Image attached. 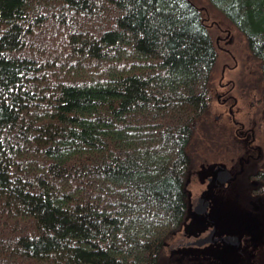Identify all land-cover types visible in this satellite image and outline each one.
I'll list each match as a JSON object with an SVG mask.
<instances>
[{
	"label": "trees",
	"instance_id": "16d2710c",
	"mask_svg": "<svg viewBox=\"0 0 264 264\" xmlns=\"http://www.w3.org/2000/svg\"><path fill=\"white\" fill-rule=\"evenodd\" d=\"M202 1L264 92V0ZM216 59L201 1L0 0V264H170Z\"/></svg>",
	"mask_w": 264,
	"mask_h": 264
},
{
	"label": "rangeland",
	"instance_id": "374dc122",
	"mask_svg": "<svg viewBox=\"0 0 264 264\" xmlns=\"http://www.w3.org/2000/svg\"><path fill=\"white\" fill-rule=\"evenodd\" d=\"M196 1L199 4L201 1V8L204 10V23L216 49L217 61L213 83L217 86L223 71L226 70V75L235 79L236 86L241 88L240 90L236 89L233 94L240 98L242 89H245L248 96L243 95L245 100L240 98V104L236 108L238 111L240 107L243 110L245 107L248 108L255 97L260 99L262 105L257 103V113L258 117L262 113L263 119L258 126L261 130L258 131V137L260 135V145L264 149V92L263 85L259 82L261 79L258 63L254 61L249 52L246 39L219 13L207 9L206 2ZM215 99L211 103L208 119H204V126H198L197 135L191 144L193 167L186 183L191 210L181 230L166 246L164 261L171 258L170 264L180 263L173 261L171 256L172 251L177 248H182L186 252L183 256L187 260L180 264H221L219 261L220 246L185 247L187 243L202 238L208 233L203 229L199 217L194 212L201 197V191L203 188L205 189L207 178L211 177L212 171L217 166L227 168L231 172L238 169V159L232 160L227 155L223 157L218 154L219 151H213L220 149V145H224L220 136V128H223L225 123L223 120L225 117L222 115L223 109ZM217 116H222L218 122L215 121ZM238 118L242 119L240 113H238ZM258 169L264 173V166ZM246 184L240 179L229 190L216 193L218 197L216 208L220 215L223 232L238 235L241 239V246L234 254L226 257L228 264H264V176L256 175L249 179L250 186Z\"/></svg>",
	"mask_w": 264,
	"mask_h": 264
},
{
	"label": "flooded vegetation",
	"instance_id": "af4514ba",
	"mask_svg": "<svg viewBox=\"0 0 264 264\" xmlns=\"http://www.w3.org/2000/svg\"><path fill=\"white\" fill-rule=\"evenodd\" d=\"M230 69V68H229ZM241 88L236 86L235 79L226 75V70L223 71L221 79L218 81L217 86L214 88V99L216 102L222 107L223 113L222 115L225 117L223 119L225 121L223 128H220V136L223 139L224 145H220V149H214L213 151H219L218 154L232 160L238 159V169L235 172H231L229 169L225 168L228 173L231 182L226 183L224 185H214L210 189H208L209 180L211 177L207 178V183L205 185V189L201 191V196L206 192V197L210 203L208 212H209V221H215L219 226V234L218 237H224L232 234H228L223 232L221 219L219 218V214L217 212L216 206L218 205V197L216 193L220 191L229 190L234 184H236L240 179L246 184L249 185V179L255 177L256 175L264 173L260 172L259 167L264 166V149L260 145V124L262 123V113L258 117L257 113V103L261 104L260 99L254 98V101L251 103L248 108L245 107V110L241 109L236 110V108L240 104V100L243 99V95H247L245 89H242L240 98L236 97L233 93L234 91ZM250 96V95H249ZM245 97V96H244ZM245 100V99H243ZM244 107V105H242ZM238 113L241 114L242 119L238 118ZM222 116L215 117V121L221 120ZM204 126V124H203ZM230 127V128H227ZM203 131V146H204V127ZM261 131V130H260ZM230 140H227V139ZM203 157H204V147H203ZM213 172V171H212ZM212 176V173H211ZM200 199V198H199ZM195 212V211H194ZM217 213V214H216ZM201 222L203 229H205L208 233L205 234L202 238L208 236L213 229V226L208 223L205 216H198ZM238 236V235H237ZM240 238V236H238ZM200 238L195 239L192 242H195ZM189 242V243H192ZM187 243V244H189ZM185 247H193L187 246ZM210 247L220 246L221 251L225 249V246L222 244L217 245H207ZM206 247V246H204ZM237 250V249H236ZM235 250V251H236ZM220 251V252H221Z\"/></svg>",
	"mask_w": 264,
	"mask_h": 264
},
{
	"label": "water",
	"instance_id": "95a60500",
	"mask_svg": "<svg viewBox=\"0 0 264 264\" xmlns=\"http://www.w3.org/2000/svg\"><path fill=\"white\" fill-rule=\"evenodd\" d=\"M230 182L231 180L228 171L222 166H217L212 172V176L209 180L208 189H210L214 185H224ZM206 192H204V194H202V196L198 200L194 211L195 214L198 216H205L208 223L213 226V229L208 236L200 238L195 242L189 243L187 244V246L202 248L207 245L222 244L225 246V249L219 253V261L221 262V264H228L226 261V257L231 254H234L235 250L241 246V239L237 235L218 237V224L215 221H209L208 209L210 203L206 197Z\"/></svg>",
	"mask_w": 264,
	"mask_h": 264
}]
</instances>
